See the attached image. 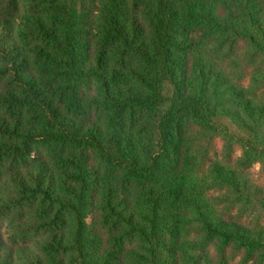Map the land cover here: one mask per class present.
I'll list each match as a JSON object with an SVG mask.
<instances>
[{"label":"trees","instance_id":"1","mask_svg":"<svg viewBox=\"0 0 264 264\" xmlns=\"http://www.w3.org/2000/svg\"><path fill=\"white\" fill-rule=\"evenodd\" d=\"M28 3L15 17L0 8V175L59 208V264H263L264 239L240 217H187L186 180L202 140L264 161V117L223 106L230 79L195 35L232 48L249 21L262 34L245 29L243 43L264 53V0ZM32 254L18 264H47ZM14 255L0 234V264Z\"/></svg>","mask_w":264,"mask_h":264},{"label":"rangeland","instance_id":"2","mask_svg":"<svg viewBox=\"0 0 264 264\" xmlns=\"http://www.w3.org/2000/svg\"><path fill=\"white\" fill-rule=\"evenodd\" d=\"M29 1L31 2L1 0L0 8L10 17H15L19 11L23 12L25 7H30ZM51 13L54 14L56 11L51 8ZM247 23H244L245 29L256 36L262 34L259 28H253L249 21ZM262 25L264 26L263 23ZM242 28L235 31L233 38L235 43L232 44V48L230 45L219 43L214 34H201L198 31L195 35L202 43V50L208 51L211 59H215V53L219 55L221 65L230 79V84L222 93L223 106L242 117L251 115L255 119H260L264 117V111L262 113L250 111L246 109V105L248 102L250 109L255 107L264 109V53L262 50V53L256 52L253 47L243 43L245 29ZM230 49L233 55L227 57L226 54L231 53ZM252 52L257 54L253 59ZM191 153L193 159L191 157L189 159L191 169L186 180L187 190L189 194L191 193L189 210L188 206L186 210L187 217L192 219L198 210L203 213L213 212L217 218L240 217L247 223L254 236L264 239V210L260 208V204L248 198L249 194L255 196L256 191H264V161L245 164L241 160L240 148L220 139L212 142L202 140L193 147ZM233 171L234 177L227 174ZM58 210L57 206L49 207L38 200H22L14 185L0 175V234L14 250L15 255L11 264H18L19 258L16 253L20 249H27L31 254L35 252L41 260L45 259L47 264H59V251H56L57 245L53 242V238L59 233V227L52 220ZM42 220L50 223L47 224L48 227L40 226ZM57 222L59 225V216ZM194 224L196 225L191 222L188 225L192 228L197 227L193 226ZM189 231L194 232L190 228ZM191 243V247L196 246V243L192 241ZM200 244L201 249L209 253L210 259L215 257L211 246ZM43 246L47 247L45 253L39 250ZM31 257L34 258V254ZM235 262L238 263L239 260Z\"/></svg>","mask_w":264,"mask_h":264}]
</instances>
